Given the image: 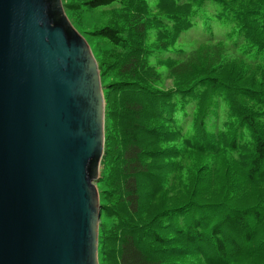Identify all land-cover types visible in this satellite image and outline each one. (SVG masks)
<instances>
[{"label": "trees", "instance_id": "1", "mask_svg": "<svg viewBox=\"0 0 264 264\" xmlns=\"http://www.w3.org/2000/svg\"><path fill=\"white\" fill-rule=\"evenodd\" d=\"M65 1L110 13L79 30L105 44L100 264H264V0Z\"/></svg>", "mask_w": 264, "mask_h": 264}, {"label": "water", "instance_id": "2", "mask_svg": "<svg viewBox=\"0 0 264 264\" xmlns=\"http://www.w3.org/2000/svg\"><path fill=\"white\" fill-rule=\"evenodd\" d=\"M97 60L62 0H0V264H100Z\"/></svg>", "mask_w": 264, "mask_h": 264}, {"label": "rangeland", "instance_id": "3", "mask_svg": "<svg viewBox=\"0 0 264 264\" xmlns=\"http://www.w3.org/2000/svg\"><path fill=\"white\" fill-rule=\"evenodd\" d=\"M65 2H66L65 0H62L63 6H64V10H65L68 18L70 19L71 23L73 24V26L78 31L80 29H84V28L93 29L95 27H99V26L105 24L106 22H108L110 20V13H108L109 10L106 9V8H98V9H95V10L83 11V12L75 14V12H71L70 10L67 9ZM246 3H247V6H246L247 8L254 6V3L249 5V0H244L240 4H242V6H244V5H246ZM221 34H219V36L216 37L218 40L221 39V36H222ZM84 37L86 38L87 41H89L88 43H90L89 45H91L90 47L92 48V50H93V45H96L95 49H99L100 47H105V44L102 43L101 41H99L97 39H90L89 38L90 37L89 34L85 35ZM188 37L190 38V40L195 38V37H196L195 39H199L201 37L200 31H198V29H195V30L191 31V33L188 35ZM214 44H217V43L213 42V44H211L210 46H215ZM92 52H94V50ZM203 53L209 54V50L204 49ZM228 53L229 52L226 51V52H223L222 55L226 56ZM241 65H242V62H237L236 63V66L239 67V68H242ZM231 68H232V65L227 67L223 71V74L224 75L228 74V72L231 70ZM100 80H101V85H102V89H103V93H104V88H105L106 85H104V79L102 78L101 73H100ZM243 100H244V103H246V104H249V105L253 104V102L250 101V100H246L244 98H243ZM220 103H221V101H218V104H220ZM104 104H105V117H106L107 113H106V100H105V98H104ZM220 110H221V108H220ZM202 113L203 112H201L196 117H199L200 115H202ZM210 116H211V114L208 115L209 118H210ZM212 120L214 121V117L212 118ZM219 120H220V118L218 116V120H216V121H219ZM210 121H211V119H210ZM105 152H106V144H105L104 154H105ZM180 156H182V154H180ZM103 158H104V155L102 157L101 164H100V178H101V176L103 174V171H104V165H102L103 164L102 163ZM180 160H181V162H183V158H181ZM206 160L208 161L209 159L205 158L202 155H198L197 159H195V158L192 157V155L190 153L187 154V158H186V161H185V164H186L187 168H186V171H185V173L183 175V181H182L183 191L188 192V190H189V179L190 178L192 180H196L197 179V176L195 175V173L197 172V170L201 166L205 165L204 163L206 162ZM183 172H184V168L182 169V173ZM100 182H101V180L99 179V181L96 182V187L98 189L99 197L101 198L102 186H101ZM220 188H221V186H215L213 188H207V189L202 190V192L208 194L202 200L203 201H208V199H211V200L218 199V198H216V196L219 193V189ZM192 200H194V199H192ZM101 219H102V214H101V218H100V222H99V234H100V230H101ZM98 259H99V249H98ZM99 263H100V260H99Z\"/></svg>", "mask_w": 264, "mask_h": 264}]
</instances>
